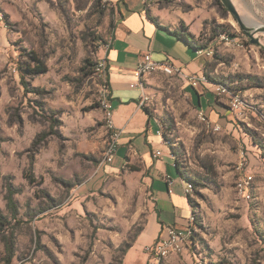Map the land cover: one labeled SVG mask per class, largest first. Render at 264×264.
<instances>
[{
  "label": "rangeland",
  "instance_id": "obj_1",
  "mask_svg": "<svg viewBox=\"0 0 264 264\" xmlns=\"http://www.w3.org/2000/svg\"><path fill=\"white\" fill-rule=\"evenodd\" d=\"M232 1L248 23L264 24V0ZM151 6L177 25H193L199 44L219 33L244 42L217 44L216 61L202 74L243 102L238 114L227 96L217 98L227 110L216 120L219 131L198 119L194 89L179 75L153 73L135 85L145 87L143 107L194 183L190 247L159 264H264V33L251 43L216 0ZM0 8V264H121L147 219L144 189L129 170L94 193L79 189L103 164L109 140L100 95L105 77L95 64L105 57L117 15L108 0L3 1ZM41 65L46 71L38 73ZM246 174L248 200L236 190ZM7 184L15 214L6 205ZM9 234L14 255L7 262Z\"/></svg>",
  "mask_w": 264,
  "mask_h": 264
},
{
  "label": "crops",
  "instance_id": "obj_2",
  "mask_svg": "<svg viewBox=\"0 0 264 264\" xmlns=\"http://www.w3.org/2000/svg\"><path fill=\"white\" fill-rule=\"evenodd\" d=\"M108 1L117 15L105 52L111 114L118 131L117 146L113 161L97 167L95 175L79 189L84 195L94 193L107 178L118 177L129 170L130 176L141 184L147 195L148 212L144 226L124 253L121 264H151L152 255L146 251V246L166 237V224L184 227L193 210L184 191L187 181L179 174L163 141L159 121L141 106L145 87L130 86L136 82L133 71L140 56L150 51L154 59L172 63L184 75L200 77L206 71V65L216 61V53L213 58L196 55L190 43L171 32L182 25H177L171 16L155 6H144L140 0ZM185 26L199 44L197 30L189 22ZM213 66L215 68V64ZM141 81L144 84L147 80ZM216 82H206L209 83L206 86L201 81L195 87L188 83L194 89L192 96L197 110L203 109L214 122L223 118L227 111L220 107L213 93ZM156 151L160 153L156 155ZM175 256L167 259L174 260Z\"/></svg>",
  "mask_w": 264,
  "mask_h": 264
},
{
  "label": "built area",
  "instance_id": "obj_3",
  "mask_svg": "<svg viewBox=\"0 0 264 264\" xmlns=\"http://www.w3.org/2000/svg\"><path fill=\"white\" fill-rule=\"evenodd\" d=\"M3 1H11L15 2L17 0H0V4ZM144 6L150 5L155 0H140ZM4 17L3 12L0 8V27L3 25ZM219 43H223L225 45H235L237 47L243 48L244 42L228 33H219L214 39L204 48H196L195 54L198 56L205 57H213L215 52V46ZM95 71L100 76L105 77V84H103L100 95H101V103L105 111V121L108 130L109 140L105 148L103 164L110 163L113 161L115 156L116 146H117V138L118 131L115 129L112 114H111V103L109 101V92L106 86L107 80V62L106 58H100L95 64ZM161 72L167 75L177 74L182 79L187 81L192 87L197 86L201 81H203L204 77H195L193 75H184L180 69L174 66L172 63L167 61H158L153 58L152 53L147 51L143 53L138 62L133 74L136 77V82L130 84L131 87L135 85H141V78L146 75H150L153 73ZM213 93L217 98H221L227 96L229 98L228 105L230 109L238 114H242V99L230 92V89L227 84L217 82L214 84ZM141 106H143V100H148V96L141 95ZM196 115L199 120L206 123L207 126L213 131H219L221 129V124L218 122H212L207 117L205 111L203 109H198L196 111ZM167 144V141H164ZM160 152L156 151L155 154L158 155ZM252 176L250 174L244 175L236 182V190L238 194L248 200L250 198V182ZM168 183H171L170 178L167 176ZM185 194L188 197L192 196L193 193V185L191 182H186L184 187ZM194 221L195 216L193 213L190 214L188 218V223L184 227H177L174 224H166L164 229L166 231V237L159 239L153 245L146 246V251H148L152 256L151 264H159L161 260L167 259L171 255H180L183 254L190 247V243L193 239V231H194Z\"/></svg>",
  "mask_w": 264,
  "mask_h": 264
},
{
  "label": "trees",
  "instance_id": "obj_4",
  "mask_svg": "<svg viewBox=\"0 0 264 264\" xmlns=\"http://www.w3.org/2000/svg\"><path fill=\"white\" fill-rule=\"evenodd\" d=\"M216 2H217L218 5H220L221 8H223L222 7V3L220 2V0H216ZM101 13H103V12H101ZM171 32L173 34L177 35L178 37L186 40L188 43H190V45L194 49L206 47L212 41V39L215 37V36L214 37L213 36L209 37L204 44H197V43H195L194 36L191 33H189V32L186 31L185 26H182L181 28H179L177 30H173ZM231 35H233V34H231ZM45 71H46V68L43 65H41L39 68H37V72L38 73H43ZM106 86H107V88H109L108 87V79L106 80ZM144 110L146 111V113H149V111L145 107H144ZM175 165H176V167L178 169V172L181 175V177L183 179H185L187 182H192V184H194L193 181H191L190 179H188L184 175V172L180 169V166H179V164L177 163L176 160H175ZM5 199H6L7 208H9L11 210L12 214H15L16 213V206H15V203H14V200H13V193H12V190H11L9 184H7V193H6ZM188 200H189L190 205L193 206L191 197H188ZM193 214H194V211H193ZM194 216H195V214H194ZM0 219H1V215H0ZM194 223L197 224V217L196 216H195ZM8 237H9L8 238V242H5L6 255H7L6 258H5V260L7 262H10V260L12 259L13 255H14V243L12 241L11 234H9ZM4 239H7V236H4ZM133 240L130 243H128V244L125 245V248H124V251H123V255L126 252V250L128 249V247L131 245V243L133 242Z\"/></svg>",
  "mask_w": 264,
  "mask_h": 264
},
{
  "label": "water",
  "instance_id": "obj_5",
  "mask_svg": "<svg viewBox=\"0 0 264 264\" xmlns=\"http://www.w3.org/2000/svg\"><path fill=\"white\" fill-rule=\"evenodd\" d=\"M224 8L233 15L236 22L244 30L249 37L251 43L259 44V38L255 36L257 33H264V24L248 23L247 20L240 15L232 0H220Z\"/></svg>",
  "mask_w": 264,
  "mask_h": 264
}]
</instances>
